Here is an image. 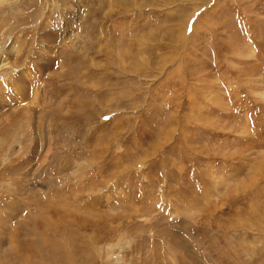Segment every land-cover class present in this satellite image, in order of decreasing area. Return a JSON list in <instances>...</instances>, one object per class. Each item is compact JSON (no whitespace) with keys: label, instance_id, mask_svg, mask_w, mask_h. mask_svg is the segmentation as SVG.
<instances>
[{"label":"rangeland","instance_id":"374dc122","mask_svg":"<svg viewBox=\"0 0 264 264\" xmlns=\"http://www.w3.org/2000/svg\"><path fill=\"white\" fill-rule=\"evenodd\" d=\"M262 91L264 0H0V264H264Z\"/></svg>","mask_w":264,"mask_h":264},{"label":"bare ground","instance_id":"6f19581e","mask_svg":"<svg viewBox=\"0 0 264 264\" xmlns=\"http://www.w3.org/2000/svg\"><path fill=\"white\" fill-rule=\"evenodd\" d=\"M249 53H250V52H249ZM249 53H248V54H249ZM262 92H263V91H262ZM262 95L264 96V92L262 93ZM263 96H262V97H263Z\"/></svg>","mask_w":264,"mask_h":264}]
</instances>
